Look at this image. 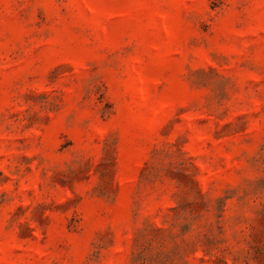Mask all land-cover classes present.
<instances>
[{"label":"rangeland","instance_id":"374dc122","mask_svg":"<svg viewBox=\"0 0 264 264\" xmlns=\"http://www.w3.org/2000/svg\"><path fill=\"white\" fill-rule=\"evenodd\" d=\"M0 264H264V0H0Z\"/></svg>","mask_w":264,"mask_h":264}]
</instances>
